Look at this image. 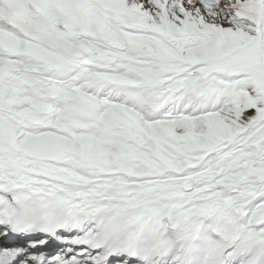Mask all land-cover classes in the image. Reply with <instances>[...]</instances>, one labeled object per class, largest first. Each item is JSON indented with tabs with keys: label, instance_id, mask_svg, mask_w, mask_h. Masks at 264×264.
<instances>
[{
	"label": "snow or ice",
	"instance_id": "1",
	"mask_svg": "<svg viewBox=\"0 0 264 264\" xmlns=\"http://www.w3.org/2000/svg\"><path fill=\"white\" fill-rule=\"evenodd\" d=\"M0 264H264V0H0Z\"/></svg>",
	"mask_w": 264,
	"mask_h": 264
}]
</instances>
